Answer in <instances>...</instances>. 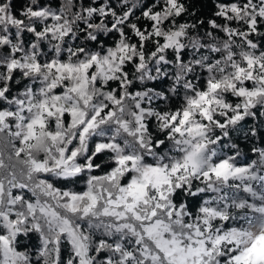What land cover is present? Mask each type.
Listing matches in <instances>:
<instances>
[{
	"label": "snow or ice",
	"instance_id": "obj_1",
	"mask_svg": "<svg viewBox=\"0 0 264 264\" xmlns=\"http://www.w3.org/2000/svg\"><path fill=\"white\" fill-rule=\"evenodd\" d=\"M0 264H264V0H0Z\"/></svg>",
	"mask_w": 264,
	"mask_h": 264
},
{
	"label": "trees",
	"instance_id": "obj_2",
	"mask_svg": "<svg viewBox=\"0 0 264 264\" xmlns=\"http://www.w3.org/2000/svg\"><path fill=\"white\" fill-rule=\"evenodd\" d=\"M22 2V0H15V3L17 4V7H19L20 3ZM59 2V0H53V6H56V4ZM200 2L204 5H210L211 4V0H200ZM253 123V121L248 120L247 124L251 125ZM237 142L240 144L242 150H244L245 152H248L250 145L246 144V142L243 140L242 136L240 138L237 139ZM32 242L35 243V237L32 238Z\"/></svg>",
	"mask_w": 264,
	"mask_h": 264
}]
</instances>
